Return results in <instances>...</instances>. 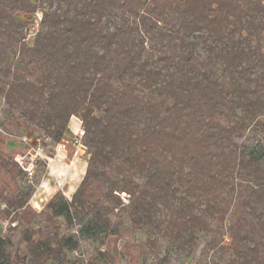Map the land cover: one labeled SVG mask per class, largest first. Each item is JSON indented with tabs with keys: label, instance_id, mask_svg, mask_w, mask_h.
Segmentation results:
<instances>
[{
	"label": "trees",
	"instance_id": "16d2710c",
	"mask_svg": "<svg viewBox=\"0 0 264 264\" xmlns=\"http://www.w3.org/2000/svg\"><path fill=\"white\" fill-rule=\"evenodd\" d=\"M0 100L54 145L76 118L88 157L36 211L0 133V264H264V0H0Z\"/></svg>",
	"mask_w": 264,
	"mask_h": 264
},
{
	"label": "rangeland",
	"instance_id": "374dc122",
	"mask_svg": "<svg viewBox=\"0 0 264 264\" xmlns=\"http://www.w3.org/2000/svg\"><path fill=\"white\" fill-rule=\"evenodd\" d=\"M31 38L32 34L28 39L29 44ZM3 111V101L0 100V133L7 138L5 149L15 154L14 159L19 167L31 173V179H27L22 184V186L29 184L33 187L34 191L29 204L36 211H40L58 191L62 192L67 199H71V193L76 190L85 174L88 159L84 148L77 149V141L82 136L79 120L74 117L70 119L63 135V140L68 144L65 149L58 151L61 141L54 145L50 139L43 136L28 137V135L17 130V125L10 124V120L5 117ZM249 144L252 149L257 147L255 141ZM6 228L7 224L3 223L1 234H7L12 242V247L9 250L12 254L18 250L22 251L23 245L19 240L21 229L17 228L12 232H7ZM136 240H143V236L138 234ZM119 243L122 244V241ZM101 249H104V246H101ZM198 253L199 249L194 257L186 258L183 255L173 253L166 242L159 240L155 250L147 252L145 264H196ZM77 254L85 261L93 260L97 256L94 246L88 240L80 241ZM69 257L73 259V256L70 255ZM97 264H125V261L119 256L114 263H105L102 260Z\"/></svg>",
	"mask_w": 264,
	"mask_h": 264
},
{
	"label": "built area",
	"instance_id": "2783aa9c",
	"mask_svg": "<svg viewBox=\"0 0 264 264\" xmlns=\"http://www.w3.org/2000/svg\"><path fill=\"white\" fill-rule=\"evenodd\" d=\"M39 20V18H38ZM37 29V24L34 25V27L32 28V30H36ZM81 135H83V132H81ZM82 137V136H81ZM68 144V142L64 141L63 139L61 140V143L59 144V149L58 151H61L63 149H65L66 145ZM83 145L81 142V139L79 141H77V149H83ZM27 172V171H26ZM28 175V179H31V173L27 172Z\"/></svg>",
	"mask_w": 264,
	"mask_h": 264
},
{
	"label": "crops",
	"instance_id": "0c3cea01",
	"mask_svg": "<svg viewBox=\"0 0 264 264\" xmlns=\"http://www.w3.org/2000/svg\"><path fill=\"white\" fill-rule=\"evenodd\" d=\"M81 126V125H80ZM74 193V191L71 193V195Z\"/></svg>",
	"mask_w": 264,
	"mask_h": 264
}]
</instances>
